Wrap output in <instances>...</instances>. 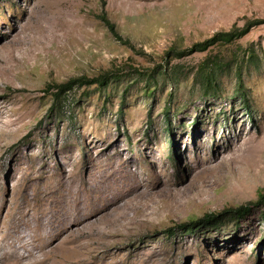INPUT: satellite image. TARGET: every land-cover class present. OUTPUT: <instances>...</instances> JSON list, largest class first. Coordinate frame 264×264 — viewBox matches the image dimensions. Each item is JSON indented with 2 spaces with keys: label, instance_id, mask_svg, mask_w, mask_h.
Returning <instances> with one entry per match:
<instances>
[{
  "label": "rangeland",
  "instance_id": "obj_1",
  "mask_svg": "<svg viewBox=\"0 0 264 264\" xmlns=\"http://www.w3.org/2000/svg\"><path fill=\"white\" fill-rule=\"evenodd\" d=\"M261 191L264 0H0V230L25 222L45 264H264Z\"/></svg>",
  "mask_w": 264,
  "mask_h": 264
},
{
  "label": "trees",
  "instance_id": "obj_2",
  "mask_svg": "<svg viewBox=\"0 0 264 264\" xmlns=\"http://www.w3.org/2000/svg\"><path fill=\"white\" fill-rule=\"evenodd\" d=\"M101 20L103 23L109 28L111 33L117 38L122 39L120 34L117 31L116 24L111 21V19L108 17L107 13L104 11L100 15ZM252 24L245 25L243 27H237L234 26L232 29L228 31H219L215 33L212 37L195 43L192 47H190L187 52H195V51H205L208 50L211 46H214L216 44L220 43H232L236 41L237 39L241 38L243 35L249 32V29ZM184 53V52H181ZM210 59H207L203 61L197 76L201 77L202 87L204 90V93H211L215 91V78L219 71V69L222 68L223 64L215 61L209 62ZM113 74L110 72H106L98 77L95 78H86V77H79V78H73L70 79L67 82L55 84L54 87H56V91L53 93L54 95V106L57 105L62 100L63 94L73 89L76 85H92V84H98L100 87L107 86L110 81L113 79ZM50 87V86H49ZM49 91V90H46ZM264 201V192L261 191L259 193V200L258 202ZM251 204H245L238 206L236 208H231L226 210L227 212H230V217L232 218H241L248 214L250 210ZM216 214H209L205 216L204 220L206 218H214L217 217ZM198 221H193L190 224H186L184 226V231L186 232H193L195 229H197Z\"/></svg>",
  "mask_w": 264,
  "mask_h": 264
},
{
  "label": "bare ground",
  "instance_id": "obj_3",
  "mask_svg": "<svg viewBox=\"0 0 264 264\" xmlns=\"http://www.w3.org/2000/svg\"><path fill=\"white\" fill-rule=\"evenodd\" d=\"M23 226L25 230H22ZM0 232L2 233L0 244L3 245L0 250V264H45L47 262V251H43L45 243L37 242L36 233H32L25 222L20 224L18 219H15L6 230H0Z\"/></svg>",
  "mask_w": 264,
  "mask_h": 264
}]
</instances>
